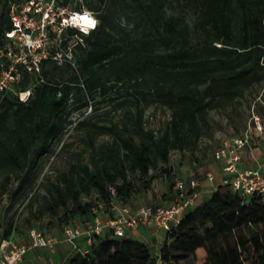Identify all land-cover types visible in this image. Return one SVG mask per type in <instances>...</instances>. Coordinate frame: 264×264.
I'll return each instance as SVG.
<instances>
[{"label":"trees","instance_id":"obj_1","mask_svg":"<svg viewBox=\"0 0 264 264\" xmlns=\"http://www.w3.org/2000/svg\"><path fill=\"white\" fill-rule=\"evenodd\" d=\"M8 1L0 0V42L10 28ZM85 7L96 13L98 25L82 35L76 67L44 61L40 74L22 75L17 89L30 90L25 100L0 94V198H15L35 180L38 159L66 126L75 123L86 133L88 159L46 178L43 193L28 202L32 210L38 200V217L58 216L61 231L99 214V203L130 204L133 195L150 189L151 171L173 180L171 151L197 150L211 110L235 108L254 87L264 93V0H85ZM53 72L65 79H50ZM123 92L127 98L114 103ZM106 101L113 110L128 107L121 120H100L98 107ZM151 103L169 110L159 131L144 125ZM76 112L82 117L74 122ZM96 135L109 140L96 144ZM92 193L97 198L83 199ZM13 230L10 224L5 238ZM188 258L193 264H264V199L220 184L165 231L158 253L130 235L105 230L93 236L87 253L74 252L66 261L180 264Z\"/></svg>","mask_w":264,"mask_h":264},{"label":"built area","instance_id":"obj_2","mask_svg":"<svg viewBox=\"0 0 264 264\" xmlns=\"http://www.w3.org/2000/svg\"><path fill=\"white\" fill-rule=\"evenodd\" d=\"M7 8L10 28L4 31L0 42V94L12 92L20 100H25L30 90L17 89L23 73L40 74L44 61L75 68L76 47L83 43L82 35L96 28L98 18L94 11L85 7H69L63 0H9ZM89 21L95 23L90 24ZM69 29L76 32L68 34ZM251 121L254 129L262 131L258 116H252ZM249 128L250 125L240 136L222 140L212 156L228 174L221 184L243 195H258L264 199V171L238 168L241 150L251 143ZM205 177L212 181L214 174L207 171ZM199 193L198 178L175 179L168 205L143 204L133 207L131 204H111L112 216L109 213L106 217L97 214L85 220L80 227L64 226L56 235L30 228L25 243L17 242L13 236L0 241V264H19L33 249L53 251L62 243L70 245L73 252L85 254L93 236L101 235L105 230H110L117 237L138 226L169 230L188 208L196 204ZM80 238L85 241L86 248L78 245Z\"/></svg>","mask_w":264,"mask_h":264},{"label":"rangeland","instance_id":"obj_3","mask_svg":"<svg viewBox=\"0 0 264 264\" xmlns=\"http://www.w3.org/2000/svg\"><path fill=\"white\" fill-rule=\"evenodd\" d=\"M69 7H75L78 4L80 7H85V0H69L67 2ZM123 5V4H122ZM124 7V5H123ZM86 8V7H85ZM175 13L173 9H168V13ZM189 16L192 15V11L187 12ZM60 77L55 72L49 75L52 80L62 81L65 79ZM35 78V77H34ZM33 78V79H34ZM32 81V80H31ZM260 87H254L248 90L244 97L239 99L235 108H228L226 110L213 109L209 112V128H206L204 134L200 137L198 142V148L195 152L190 150H173L170 153L169 162L172 165L173 180H169L167 177L161 175L157 170L151 171L150 175L153 176V181L150 189L146 192H139L132 197L130 203L133 207L143 204H160L165 201V196L169 194V190L172 182L175 179L189 177V174L198 176L199 171L203 172L207 170V165L212 163V153L215 148L220 146L222 140L234 136H238L245 126L250 125L249 131L253 136V158L252 161L260 168L264 169V93ZM127 98V95L123 92L121 96L115 95L114 103ZM97 116H101L102 122L107 123L109 120L119 121L122 119L124 112L128 108L123 106L117 110L112 109V102L106 101L101 103L98 107ZM110 112L106 115H100L102 112ZM89 111L84 113V115ZM258 116L260 118V124L262 131L254 129L251 117ZM82 117L80 112L73 113L71 120L76 122ZM169 119V110L156 103L149 104L143 113L144 125L148 129L155 131L161 130L165 122ZM75 123L66 126L61 139L57 144H54L51 151L43 154L38 159L36 178L30 182L26 188L19 193L15 198L9 194H4L0 198V241L5 238V231L11 224L14 230L10 232V236L18 233L19 237H24L27 230L30 228H37L45 233L56 235L61 231L62 223L59 221L58 216H50L44 214L41 217L36 216L34 213L35 207L38 204V200L34 201V207L32 210L28 208V202L34 193H43V184L46 178H54V176L63 170L72 161H84L88 159L89 148L87 147L86 133L84 130L75 129ZM244 131V130H243ZM109 140L107 135H96L95 142L99 144ZM195 168H194V167ZM192 172V173H191ZM132 180H136V177L131 176ZM16 181L11 182L12 187H15ZM89 198H97L96 193H92L90 197H84V200ZM94 209L99 215L105 216L110 214V207L101 206ZM157 229L153 226H148ZM8 235V236H9ZM157 234L153 231H149L144 226L136 231L133 238L146 243L150 246L151 254L159 252L160 244L157 242ZM156 236V237H155ZM162 239V238H161ZM163 240V239H162ZM22 242H26L24 239ZM160 242V241H159ZM162 242V241H161ZM66 246L55 248L53 251L45 249H34L33 252L23 258L21 264H67L65 258ZM180 264H193L191 258L183 260ZM245 264H250L246 261Z\"/></svg>","mask_w":264,"mask_h":264},{"label":"crops","instance_id":"obj_4","mask_svg":"<svg viewBox=\"0 0 264 264\" xmlns=\"http://www.w3.org/2000/svg\"><path fill=\"white\" fill-rule=\"evenodd\" d=\"M253 147H254L253 146V142H251L249 146H247V147H245L244 149L241 150V152H240L241 159H240V162L238 163V168L239 169L255 170V171H264V169L258 167L252 161V158H253V156H252L253 152L252 151L255 150V149H253ZM211 162L212 163H209L206 166L207 167V170L206 171H203V172L202 171L201 172L199 171L198 176L193 175L194 173L193 174H189V177L188 178L196 177V178H198V181H199V190H200V193H199V195H198V197L196 199V204L201 203L202 201L206 200L209 197V195L217 188V186H219L222 183V180L225 177L228 176V174L223 171L222 165L220 164V162L214 161L213 158H212V161ZM207 171H210V172H212L214 174V179L212 181L208 180L205 177V173ZM171 196H172V193L171 194L169 193L167 196H165V201H163V203L161 202L159 205H168L170 203ZM141 227H143V226H138L135 229H128V230H126V234L133 237V235H135L136 231H138L139 228L141 229ZM144 227L147 228L149 231H153V233H156L157 234L156 235L157 236V242L158 243H161L162 239L164 238L165 231L159 230V231L156 232V230L154 228H151V227H148V226H144ZM13 238L17 242L25 243V242H22V241L25 239L26 242H27V240H28L27 232H26V234H25L24 237H19L18 236V233H16L15 235L13 234ZM78 245L81 248H86V243H85V241L82 238H80V240L78 241ZM61 246H66V248H68V250L66 249V254H65V258L66 259L72 253H74L73 250L71 249V246L70 245H68L66 243H62V244H59L57 247H61ZM33 250L29 251L24 256V258L26 256L30 255L33 252ZM22 262H23V259H22V261L19 264H21Z\"/></svg>","mask_w":264,"mask_h":264},{"label":"clouds","instance_id":"obj_5","mask_svg":"<svg viewBox=\"0 0 264 264\" xmlns=\"http://www.w3.org/2000/svg\"><path fill=\"white\" fill-rule=\"evenodd\" d=\"M90 24H94L95 22L94 21H89Z\"/></svg>","mask_w":264,"mask_h":264}]
</instances>
